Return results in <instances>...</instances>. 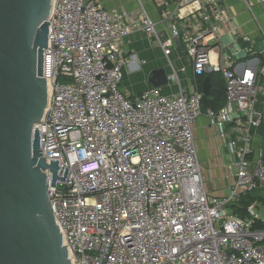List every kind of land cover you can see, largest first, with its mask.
<instances>
[{"label":"built area","instance_id":"built-area-1","mask_svg":"<svg viewBox=\"0 0 264 264\" xmlns=\"http://www.w3.org/2000/svg\"><path fill=\"white\" fill-rule=\"evenodd\" d=\"M222 1L202 0L164 42L142 7L140 27L165 57L184 45L194 77L221 74L225 104L206 116L234 170L226 198L206 192L194 145L202 92L167 97L149 88L134 99L124 95L119 85L128 59L120 44L135 31L128 14L95 0H53L43 50L48 102L36 128L40 155L57 161L59 179L68 171L55 187L46 175L72 264H264V204L254 200L243 217L225 208L264 192V136L249 159L252 135L264 123V49L260 61L240 71L231 56L219 61L213 50ZM242 1L253 8V0Z\"/></svg>","mask_w":264,"mask_h":264},{"label":"water","instance_id":"water-1","mask_svg":"<svg viewBox=\"0 0 264 264\" xmlns=\"http://www.w3.org/2000/svg\"><path fill=\"white\" fill-rule=\"evenodd\" d=\"M53 0H0V264H72L49 204L57 161L40 155L39 124L48 102V19ZM157 78H161L156 80ZM167 84L162 70L148 85ZM200 113L206 115L208 78ZM258 133L264 136V123ZM227 209H238L227 203Z\"/></svg>","mask_w":264,"mask_h":264},{"label":"crops","instance_id":"crops-1","mask_svg":"<svg viewBox=\"0 0 264 264\" xmlns=\"http://www.w3.org/2000/svg\"><path fill=\"white\" fill-rule=\"evenodd\" d=\"M105 10L124 11L128 14L126 23L135 25L132 35L122 40L120 50L127 58V64L123 68V78L119 85L124 95L134 99L143 91L151 88L148 85L152 72L162 70L167 77V84L157 90L163 96L175 97L180 92L191 94L196 89L202 92L205 78H208L209 94L206 99L216 102L206 107L207 111L218 113L225 104L224 83L220 73H210L203 77H194L191 63L189 62L184 45H173L170 54L165 57L156 38H149L140 27V9L145 10L155 25L161 42L170 39L171 28L175 22L190 17L201 7L202 0H95ZM253 8L249 9L242 0H223L222 21L218 26V44L214 48V54H218L221 62L222 56H231L234 68L240 71L242 66L253 65L254 60L261 59V51L264 49V1L253 0ZM248 37L250 43L244 41ZM250 50V51H249ZM213 61L217 62L216 55ZM169 68L167 67V64ZM218 74L219 78L215 77ZM215 78H213V77ZM135 80L137 84L132 88L124 85L126 80ZM161 79L157 78L156 80ZM221 81V86H215ZM210 82L213 87H211ZM218 87V86H217ZM264 97V87L260 93ZM260 107V105H258ZM192 134L198 161L202 162L203 177H211L206 183V192L214 197L226 198L229 189L233 185V168L227 148L218 135L215 127L206 115H200L192 126ZM218 138V139H217ZM262 135L254 132L251 147L253 154L249 156L254 160L256 152L260 149ZM203 163L205 165H203ZM202 177V178H203ZM205 185V182H204ZM264 192L260 189L255 194V200L264 204Z\"/></svg>","mask_w":264,"mask_h":264},{"label":"rangeland","instance_id":"rangeland-1","mask_svg":"<svg viewBox=\"0 0 264 264\" xmlns=\"http://www.w3.org/2000/svg\"><path fill=\"white\" fill-rule=\"evenodd\" d=\"M166 64H167V67L169 68V65H168V63L166 62ZM216 75H218V74H215V77L216 78H219L218 76H216ZM213 77V76H212ZM215 77H213V78H215ZM137 84V81H135V80H126V81H124V85H126V86H131L132 85V88L133 87H135L134 85H136ZM218 86V87H217ZM220 85H216L215 86V88L216 89H219L220 87H219ZM135 88H137V87H135ZM196 121V120H195ZM218 139V138H217ZM199 165H200V169H201V173H202V177H203V173H204V169H202V162H199ZM203 165H205L204 163H203ZM210 180H211V177L209 176L208 178H205V177H203V183L205 182V185H204V188H205V186H206V183L208 182H210ZM206 190V189H205ZM257 193V191H254L253 193H249V195L250 196H255V194ZM264 194V193H263ZM248 199V197H246V196H243L242 198H241V204H243V201L244 200H247ZM233 212L235 213V214H238V212H237V209H234L233 210ZM239 215V214H238Z\"/></svg>","mask_w":264,"mask_h":264},{"label":"trees","instance_id":"trees-1","mask_svg":"<svg viewBox=\"0 0 264 264\" xmlns=\"http://www.w3.org/2000/svg\"><path fill=\"white\" fill-rule=\"evenodd\" d=\"M210 85H211V87H213L211 82H210ZM218 85L221 86V81L218 82ZM223 90H224V88H223ZM210 91L211 92L209 95L211 96L212 90L210 89ZM218 99H219L218 97L213 99L212 101H210L209 99H206V107H208L209 104L216 102ZM246 197H248V199L244 200L243 204H241V201H240L239 202V208L237 209L238 214L242 217L245 216V214H246V207L255 200V197H253V196L247 195ZM260 226L264 227V225H260Z\"/></svg>","mask_w":264,"mask_h":264}]
</instances>
